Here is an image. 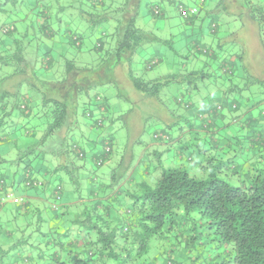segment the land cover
Segmentation results:
<instances>
[{"label":"trees","instance_id":"1","mask_svg":"<svg viewBox=\"0 0 264 264\" xmlns=\"http://www.w3.org/2000/svg\"><path fill=\"white\" fill-rule=\"evenodd\" d=\"M112 2L110 0L105 5L103 0H0V21L5 19L8 24L0 27V63L12 68L10 73L0 78V126L7 121L6 117L13 109L20 112L26 123L33 117L39 119L43 116L39 119L45 123L42 136L22 155H43L41 148L45 139L59 132L60 146L46 154L58 155L56 159L59 162L54 171L67 175L76 187L79 180L75 175L78 168L75 161H84L78 156L85 152L78 143H66L68 133L79 125V119L88 116L93 129L100 132L106 123L114 120L113 113L117 112L109 104L107 90L98 91L97 87L120 85L116 73L120 69L136 91L159 101V94L170 85L196 82L203 80L205 75L202 70H190L183 75L168 73L151 80L136 76L130 64L132 56L144 43L156 41V38L135 27L137 0H125L118 6ZM224 4L225 0H220L218 6ZM245 8L248 20L256 24L264 44V8L248 1ZM73 9L84 15L90 12V17L97 16L99 20L112 17L114 27L111 40L108 39L106 44L114 47L109 49L105 59L95 65H82L62 55L64 74L56 78L52 71L53 62L42 58L39 63V46L30 57L27 44H47L48 40H55L65 41L77 51L102 52L104 49L102 39L96 38L93 46L83 44L82 37L75 33L77 18L82 16L78 14L76 18ZM98 10L104 13H98ZM60 26L64 29L60 30ZM202 53L212 55L207 49ZM226 63L227 59L223 58L220 73L230 81L238 69L236 63ZM48 69L54 78L43 77ZM251 80L264 84V80ZM33 94L36 99H33ZM33 100H37L36 106H33ZM175 102L181 104L179 99ZM159 104L165 105L162 101ZM7 106H10L8 111ZM183 106L189 108L192 104ZM94 107L100 112L95 118L92 115ZM213 111L214 108L210 107L206 113L209 115ZM158 135L155 133L154 138ZM100 138L104 141L101 150L89 157L94 167L102 165L113 150L110 134ZM94 143L97 144V140ZM156 159L158 174L154 184L141 182L137 185L138 191L127 195L136 210L128 226L121 221L108 220L106 215L100 218L103 221L95 219L88 226L92 236L86 237L82 264H145L150 241L154 237L165 238L166 232L186 225L188 231L194 232L188 241L207 232L218 243L231 245L228 264H264V164L253 166L240 185H232L216 176L215 171L207 177L204 172L196 177L181 167H164ZM147 161L145 168L150 166V157ZM126 171L129 172L128 169ZM112 180V185L120 181ZM95 182L90 184L95 185ZM44 186L45 181L42 187L30 188L42 189Z\"/></svg>","mask_w":264,"mask_h":264},{"label":"rangeland","instance_id":"2","mask_svg":"<svg viewBox=\"0 0 264 264\" xmlns=\"http://www.w3.org/2000/svg\"><path fill=\"white\" fill-rule=\"evenodd\" d=\"M109 1L103 0L105 5ZM112 1L116 3L115 6L125 2V0ZM219 1L204 0L201 3V0H137L134 25L148 35L156 38V41L144 43L143 46L137 49L130 63L133 73L145 80H151L168 73L183 75L190 70H202L205 74L208 71L209 75L204 77L203 80H197L196 82L170 85L159 94V101L136 91L120 69L116 71L120 85L116 84L111 88L103 85L97 87L98 91L109 89V104L113 105V111H117L113 113L114 120L106 123L105 128L100 129L101 133L98 135L104 136L110 134L113 138V150L108 159L100 166L94 167V165L88 162L75 161V165L78 167L75 171V175L79 180L77 187L69 181L67 175L62 173L63 178H65L63 182L64 190H70L73 198L80 194L82 197L88 195L86 188L88 189L89 186H86V181L91 183V179L93 178L99 179L95 180V184L100 188L102 184L109 185L113 178L117 182L119 180L123 181L128 176L127 169L130 172H134L137 168H144L148 164L147 159L149 157L150 161L153 159L154 139L160 144L176 142L172 148L182 149L181 154H179L180 152L177 154L184 164L181 165V168L196 177H199L203 172L205 177H207L210 172L213 173L215 171L216 176L222 177L232 185H240V183L245 181L247 177L243 171L246 167L240 166L239 171V166L237 168V173L242 171L244 175L234 172L236 171L235 166L240 164L238 162L240 155L239 158L230 156V160L225 159L226 151H229V149H235L230 152L231 154H240L241 149L243 155L247 154L248 157L252 155V159L247 163L251 168L256 164L254 159L258 157L261 158V164H264V84L253 83L246 78L245 81H241V87H248L236 91V93L232 91L234 94L231 96H225L219 89V91L214 92L208 91L209 88L206 87L211 84L215 86L217 81L221 83L220 79L226 77L222 74L220 75L221 78H219L218 73L215 71L211 72L214 67L207 66L204 70L200 67L201 62L199 61L200 58L206 56L202 51L206 49L210 50L211 44L219 43L222 46L225 45L227 52H237V49H246L245 56L247 57L248 51H250L251 60L255 58L256 55L253 49L247 50L246 44H259L262 39L258 28L250 24L245 7L246 1H248L264 8V0H225L226 4L224 6H218ZM64 3L63 1L62 4L64 5ZM180 5H183L186 9V16L180 14L178 10ZM155 8H157L158 13H154ZM194 8L196 11L191 13L190 10ZM72 11L76 13V18L78 14L82 16L80 19L77 18L76 26L78 28L76 27L75 33L82 37L83 44L94 45L96 38L102 39L105 44L102 52L70 49L67 58L74 59L82 65L88 63L93 65L98 64L102 59L107 57L109 49L114 47L113 44H106L108 39L111 40L114 21L111 19L112 17L99 20L97 16L92 15L90 17V12L84 15L79 10L73 9ZM102 12L98 10V13ZM110 13L113 15V12ZM95 19H97V22L93 23ZM0 22L1 28L4 25H8L5 19H1ZM59 29L63 30L64 27L60 26ZM45 45L48 46V44ZM36 46H39L41 50L44 49L42 44H33V47ZM222 58L227 59L226 64L236 63L239 72L244 71L245 66L238 56H220V59ZM231 58H235L237 62ZM156 60H160V62L155 67L152 66L150 69H144V65L148 62H156ZM62 62L63 60L59 59L52 70L56 78H61L64 74ZM11 71V67L0 63V77L7 75ZM231 78L230 83L239 85L238 82H235V76ZM196 86L201 89L200 94H203L207 107L205 111L202 110L199 118L197 115V118L194 117L193 121L200 124L203 130L211 128L212 125L209 121L215 115L221 113L228 114L227 105H230L233 101H236L239 105L238 111H231L228 117V126L220 129L215 134L207 136V138H203L202 136L196 137L198 133L189 132L188 129L191 125L184 121H172L170 127H166L164 120L159 116L158 112L160 110V101L169 107L170 110L173 106V109L175 108L180 113L182 112L181 107L185 104L193 103V106L197 107L196 95L193 93ZM176 99H179L181 104L176 103ZM210 107H213L214 111L208 115L206 111ZM43 118L42 116L39 119ZM218 118L215 119V122H219L217 121ZM204 124H207V126H204ZM3 128L7 133H10L11 126ZM237 128H243L247 134L237 136L234 133V130ZM226 129L228 132L231 131L233 135L229 134V137H225L224 132ZM83 131L84 127L80 132L77 130L70 131L66 143H78L85 151L89 150V140L82 136ZM155 133L159 134L158 138H154ZM96 136V133L92 134V137ZM95 140H97L98 144L95 153L98 154L104 141L100 137L95 138ZM59 142V132H55L46 138L45 144L41 148L45 157L41 159L31 157V166L37 168L40 163L44 162L45 166L53 167L58 155L53 157L46 154V152L58 148L61 143ZM184 146H186V149L183 148ZM174 155L175 153H173L172 157ZM53 158H55V161ZM202 158H204L203 161ZM160 161L164 162V159L161 158ZM153 162L156 165L157 159L153 160ZM51 163L53 166H51ZM192 164H194V168L197 170L195 173H190V169L188 168ZM22 168L18 173L19 175L26 169H30L33 173L31 167L27 168L23 166ZM59 174L62 175L61 173ZM22 186L26 187L23 182ZM77 192H80V194L78 195ZM188 232L190 237L194 235V232ZM164 237H154L150 241L148 255L149 257L153 255V264H228L226 261H228V252L232 246L218 243L207 232L201 233L198 238H194L188 242L178 238L180 244L174 248L175 237H172L171 231L166 232ZM32 245L33 243L31 242L24 247L27 254L33 255V252L36 251V249H30ZM177 247L181 248L184 252L183 257L177 256V250H175Z\"/></svg>","mask_w":264,"mask_h":264},{"label":"crops","instance_id":"3","mask_svg":"<svg viewBox=\"0 0 264 264\" xmlns=\"http://www.w3.org/2000/svg\"><path fill=\"white\" fill-rule=\"evenodd\" d=\"M245 11L246 13L248 12L247 10ZM250 24H253L254 27L257 28L252 20H250ZM47 42L48 46L42 44L44 49L37 51V57L39 58V63L42 58H44V61L48 58L50 62H53L52 65L54 68L58 60L61 59L60 57L62 55L68 56L69 50L73 48L64 43L65 41L48 40ZM27 45L30 49L29 53L31 52L30 57H32L36 51L35 47H33V44ZM210 46L211 48L209 51L212 55L205 56L199 60L201 62L200 67L204 70L207 66L211 68L214 67L211 72L215 71L219 74V78H221L220 75L222 74L220 73L219 67L223 58L220 59V56L230 57L232 55L238 56L245 67L243 72H239L238 70L235 71V82H238L240 86L233 85V83L227 81L226 78H222L220 79L221 83L217 81L215 86L211 84L206 87L209 88L208 91L214 92L221 90L225 96H231L234 94L232 91L236 93V91L248 87H241V81H245L246 78H248L250 82H252L251 78L264 80V44L261 41L259 44H246L247 50L253 49L256 55L252 60L250 51H248L247 57L245 56L246 49H237V52H227L225 45L222 46L220 43L211 44ZM42 54L44 55L40 56ZM258 55L259 57H257ZM158 62H160V60H156V62L153 61V63L148 62L144 65V69L147 70L152 68V66L155 67ZM235 62H237L236 59ZM206 72L207 74H205L204 77L209 75V72ZM43 77L54 78V75L52 76L50 69H48ZM117 79L119 80V78ZM109 88L111 87L109 86ZM186 91L189 92L188 90ZM193 91L194 95H196L195 100L198 105L197 107L193 106V103H191L192 107L189 108L182 106V112L180 113L175 108L173 109V106L170 110L169 107L159 104V116L164 120L166 127H170L172 121H184L191 125L188 129L189 132L198 133L196 137L202 136L203 138H207V136L215 134L220 129L227 127L228 117L231 111L235 112L239 110L238 103L233 101L230 105H227V115L223 113L215 115L210 122L212 125L211 128H209V130H203L200 124L193 121V118H197V115L199 118L202 114V110L205 111L207 103L204 100L203 94H200L201 89L196 86ZM107 92L110 93L109 89ZM30 94L32 93L30 92ZM36 98V95L33 94V99ZM36 101L33 100V106H36ZM9 108L10 106H7V111ZM99 114L100 112L94 107L92 112L93 118L98 117ZM217 117H219L217 120L219 122H215ZM6 120L7 121H5V123L3 122L0 126V178H4V183L2 185L0 184V196H4L6 192H9L10 198H4L0 203V264H82L81 262L84 255L83 247L86 244V237L88 235H90V237L92 236V232L88 231L87 228L93 220L96 219L97 222H101L103 220L100 218L106 215L105 218H108V220L121 221V224H126L128 226L134 219L136 210L133 207L132 200H130L127 195L138 191L137 185L141 182L154 184L158 174L157 167H155L156 165L153 162L156 157L164 167H181L183 164L181 159L177 156L179 152V154H181L182 149L172 148L175 146L176 142L160 144L156 140H153L154 154L152 157L153 159L149 162V167L137 168L134 172L129 171L128 176L123 181L120 180L119 183L112 185L111 183L114 181L112 180L109 185L102 184L100 188H98L96 184L91 185L86 181V186H93L94 189L91 188L90 190L89 186L88 189L86 188L88 195L82 197L77 192L79 196L73 198L70 190H64L63 182L65 178H63V175L54 171L55 166L59 162L58 159H56L54 166L51 163V166L54 168L45 166L44 162L40 163L37 168H33L31 166V157L41 159L45 156L40 153H33L28 156L22 155L24 150L40 139L45 128V123L34 117L26 123L27 121L21 117L20 112L16 109L11 110ZM6 126H11L10 133L4 130L3 127ZM83 127L84 131L82 136L89 140V150H84L85 153L80 157L78 156V158L84 160L86 163H90L89 157L95 154L98 146L94 143V140L100 137L98 135L101 131L99 132L93 129L89 116L79 119V125L75 127V130L80 132ZM95 133L97 136L92 137V134ZM234 133L237 136L247 134L243 128L235 129ZM229 134L233 135L231 131L228 132L226 129L224 136L229 137ZM221 139L225 141L223 137H221ZM183 148L186 149V146ZM234 150L235 149H229V151H226L225 159L230 160V156L239 158L240 155V159H238L240 164L235 166L236 171L234 172L237 173L238 166V171L240 170V166H242L243 168L246 167L243 172H245V174L248 173L251 167H249L247 163L252 159V155L250 157H248L247 154L243 155L241 149L240 154H231L230 152ZM242 150L244 149L242 148ZM39 151L37 150V152ZM173 153H175L174 157H172ZM161 158L164 159V162L160 161ZM204 158H202V161ZM53 159L55 161V158ZM254 161H256L254 166L263 165L261 164L260 157L254 159ZM23 166L33 169V173L30 170L32 179L45 181L44 188L38 189L22 186L27 170L23 171L21 175L18 173L23 169ZM194 167V164L188 167L190 173H195V171H197ZM239 173H242V171L237 174ZM91 180V183H93V181L99 179L93 178ZM55 191H58L57 197ZM54 202H56V205ZM186 227L187 225L179 228L175 227L176 229L174 228L171 231L172 237H175L173 248L179 246L180 241H178V238L188 242L190 234ZM31 242L33 245L30 249H36L33 255L27 254L24 248ZM175 250H177L178 257L184 256V252L181 248L177 247ZM145 264H153V255L150 257L148 255Z\"/></svg>","mask_w":264,"mask_h":264},{"label":"built area","instance_id":"4","mask_svg":"<svg viewBox=\"0 0 264 264\" xmlns=\"http://www.w3.org/2000/svg\"><path fill=\"white\" fill-rule=\"evenodd\" d=\"M204 0H201V3L203 2ZM180 14H184V16H186V9L184 8V6L180 5L179 8H178ZM196 11V9H191L190 12L191 13H194ZM154 13H158V10L157 8L154 9ZM106 150H108V147H106ZM30 170H27L26 173H25V178L23 180V183L24 185L27 187V188H30V187H42L44 185V181L43 180H34L31 178L30 176ZM4 183V181L2 179H0V184L2 185ZM55 195L57 197L58 195V191H55ZM5 199H8L10 198V193L9 192H6L4 194V196H0V203ZM55 205H56V202H54Z\"/></svg>","mask_w":264,"mask_h":264}]
</instances>
